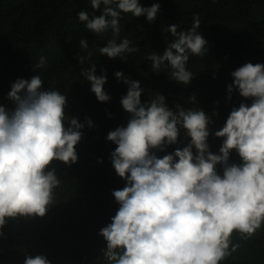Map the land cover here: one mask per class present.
Returning <instances> with one entry per match:
<instances>
[{
    "label": "clouds",
    "instance_id": "1",
    "mask_svg": "<svg viewBox=\"0 0 264 264\" xmlns=\"http://www.w3.org/2000/svg\"><path fill=\"white\" fill-rule=\"evenodd\" d=\"M90 7L93 13L81 10L78 20L91 33L111 30L113 37L99 47V54L125 62L139 48L126 37L117 42L122 14L144 16L153 23L161 10L159 2L145 7L140 0H90ZM200 27L195 14L187 30L178 31L179 24L163 28L173 39L162 54H147L153 71L170 69L172 80L189 85L195 76L186 67L189 56L203 57L208 50ZM79 46L88 49V40L81 39ZM77 59L85 63V57ZM46 65L47 57L41 55L34 70ZM96 70L91 64L80 76L90 82L99 102H109L106 70L99 76ZM114 75L128 86L121 105L130 118L106 137L116 145L110 154L112 166L126 184L112 192L119 208L99 231L106 242L103 259L107 264H221L239 247L232 244L234 232L248 239L264 223V64L249 62L231 73L228 99L236 89L252 103L233 107L224 126L214 132L223 138L218 154L209 149L213 121L202 109L176 104L173 110L159 93L142 103L145 89L140 81L122 71ZM43 85L39 74L17 79L7 97L14 109L0 105V236L8 219L46 215L54 189L62 183L51 168L53 161L69 166L78 161L76 145L85 124L66 115L67 95L44 90ZM195 102V95L189 97L188 103ZM181 129L190 138L187 145L158 157L157 152L180 142ZM233 150L240 163L229 162ZM24 264L50 261L43 255L26 256Z\"/></svg>",
    "mask_w": 264,
    "mask_h": 264
},
{
    "label": "trees",
    "instance_id": "2",
    "mask_svg": "<svg viewBox=\"0 0 264 264\" xmlns=\"http://www.w3.org/2000/svg\"><path fill=\"white\" fill-rule=\"evenodd\" d=\"M155 2L161 10L153 23L144 16L122 14L117 42L126 37L139 48L125 62L99 54V47L113 38L111 30L97 35L78 20L81 10L93 13L90 0H0V105L13 110L15 104L7 98L12 83L39 74L44 90L67 95L66 115L85 124L76 145L77 163L52 162L51 168L62 183L54 189V203L46 215L7 220L0 236V264H24L26 256L37 255L46 256L50 264H107L101 252L106 242L99 231L111 223L119 208L112 192L122 189L126 181L112 166L110 154L116 145L106 137L109 131L126 126L130 118L121 105L128 86L116 79L115 72L140 81L145 89L142 103L159 93L173 110L176 104L202 109L213 121L208 144L214 154L223 142L214 132L224 126L233 107L252 103L236 89L229 100L227 86L237 68L249 62L264 64V0H140L145 7ZM195 14L200 16L199 32L208 50L203 57L189 56L186 67L195 76L184 86L171 79L170 69L153 71L146 57L153 51L162 54L173 39L163 28L179 24L178 31L187 30ZM84 38L88 49L79 46ZM41 55L47 57V65L34 70ZM80 56L85 57L83 65L77 59ZM91 64L96 65L98 76L101 69L106 70L104 90L111 97L109 102H99L90 82L80 76L82 68ZM192 95L196 97L194 104L188 103ZM85 118L92 121V127ZM189 140L181 129L180 142L156 154L162 158ZM229 162L240 163L234 150ZM217 171L222 175V166L217 165ZM231 239L239 247L221 264H264V223L251 238L234 232Z\"/></svg>",
    "mask_w": 264,
    "mask_h": 264
},
{
    "label": "rangeland",
    "instance_id": "3",
    "mask_svg": "<svg viewBox=\"0 0 264 264\" xmlns=\"http://www.w3.org/2000/svg\"><path fill=\"white\" fill-rule=\"evenodd\" d=\"M108 94V93H107ZM109 95V94H108ZM110 96V95H109Z\"/></svg>",
    "mask_w": 264,
    "mask_h": 264
}]
</instances>
